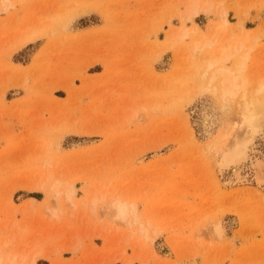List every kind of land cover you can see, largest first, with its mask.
I'll list each match as a JSON object with an SVG mask.
<instances>
[{
	"label": "rangeland",
	"instance_id": "1",
	"mask_svg": "<svg viewBox=\"0 0 264 264\" xmlns=\"http://www.w3.org/2000/svg\"><path fill=\"white\" fill-rule=\"evenodd\" d=\"M6 3L0 262L264 264V187L254 179L264 93L253 130L241 95L190 100L207 83L203 55L240 40L255 43L239 53L248 50L247 96L264 86V0ZM194 3L210 11L187 20ZM235 139L247 148L236 169L227 148ZM116 199L131 211L126 221L111 217Z\"/></svg>",
	"mask_w": 264,
	"mask_h": 264
},
{
	"label": "bare ground",
	"instance_id": "2",
	"mask_svg": "<svg viewBox=\"0 0 264 264\" xmlns=\"http://www.w3.org/2000/svg\"><path fill=\"white\" fill-rule=\"evenodd\" d=\"M6 2H7V0H0V3L2 5H5ZM6 4H8V3H6ZM210 8H211V6L208 3L202 4L201 6H199L198 4L194 3L188 9L187 18L186 19L187 20H191L194 16L198 15L200 10L210 11ZM0 11H2V10H0ZM221 16H222V14H221ZM221 18L223 19L224 17L222 16ZM243 32L247 33L249 31L248 30L247 31L243 30ZM246 33H244V34H246ZM181 37L182 38L186 37L185 31H184V33H182V35H180V38ZM172 43H174V42L172 41ZM204 43H202V44L204 46H207L208 50L210 49L209 47H211L213 45V43L211 41H207V42L205 41ZM239 43L240 44H238V41H237V43H233V44L229 43V44H227V46L230 45L229 46L230 48L227 47L229 49L228 51H224V50H222V48L220 49V47H218L217 50L219 51V54H218V51H217L218 55L216 57H210V56L203 55V60H202V62H203L202 63L203 72H202V76L201 75L200 76L202 77L203 81H207V83L204 84V85L199 86L196 89H194L193 93L190 96V100L193 101L195 98H197L198 95H200V94H202L204 92H208V91H213V92L217 91L222 97H226V98H236L237 96L241 95L240 99H241V102H243V106H241L243 108V118H244L243 121L245 122L243 124L249 125V127H250L249 129H251V126H252L251 124H253V122L255 121V118L257 116L256 113H258L257 110L260 108V104H261V99H260V97L258 95L264 93V86L262 85V82H260L261 85L259 83L260 86L258 85V87H259L258 90H257V88L255 89V91L257 90V92H256L257 95L254 93L251 96L249 95V97L247 96V93H246L247 92V82H246V79H245V76L243 75V73H244L245 68H246V64L245 63H246L247 58H248V54H247L248 50L253 49V46H255L254 45L255 43L250 42L249 45H247V46L244 44L243 40H240ZM198 44L195 43V45H193V50L194 51L198 49V47H199ZM203 45H201V46H203ZM244 48H247L248 50L244 54L240 55L239 54L240 51H242ZM207 49H205V50H207ZM204 56H206V57H204ZM230 62H233V68L228 67V63H230ZM201 77H200V79H201ZM202 79H201V82H202ZM254 123H256V122H254ZM245 125H244L245 128L243 127V125H241L242 128H240V127L239 128L234 127V128L240 129V130L241 129L245 130V129H247ZM244 130H242V131L244 132ZM251 130H253V128ZM251 130H248L249 133L248 132L247 133L250 134L252 132ZM233 131H231L230 133H233ZM243 132H241V135L244 134ZM245 133H246V131H245ZM233 134L232 135L230 134V135L234 137ZM221 139L216 138L213 141L214 143H210V144H214L213 146H215V148H217L215 143L219 142V140L221 141ZM223 140H224V138H223ZM236 141H237V143H235ZM236 141L234 142L235 144L233 143V141H231V143L229 144L230 146L227 147V148L231 147V148H229L230 151L228 152V153H231V154L228 157H230V159H231V160H229V162H230L229 164L230 165L232 164L234 166V169H236L238 164H240V163L242 164V162L247 157L245 152H244L245 146H241L240 145L241 143H238L239 142L238 139ZM251 142H252V140H251ZM242 143H245V141L242 142ZM221 144L224 146V144H225L224 141ZM219 145H218V151L221 152V150H219L220 149ZM231 145H233V146H231ZM226 150H228V149H226ZM228 153H226L224 151V153L221 152L220 154H222L223 155L222 157H224V155H227ZM225 157L227 158V156H225ZM231 161H232V163H231ZM256 162H257V164L255 165V174H254L255 176H254V179L258 182L259 185L264 187V164H263V162H258V161H256ZM235 172H236V170H235ZM52 189L56 193H59L60 192L59 184L53 185ZM65 194H66L68 199L71 198L70 196L72 195V188L70 186L66 188ZM98 200L99 199H97L96 197H94V198L92 197L91 203L93 202V204H95L96 202H98ZM119 200L116 199V201H113V202H111V204H109L110 206L108 205V207H110L109 210L111 209V212H112L111 213L112 214L111 217H113L114 220L119 221V222L126 221L128 216L130 215L131 211L129 210V207H128L127 204H125V203H123V202H121ZM108 207H107V209H108ZM103 210H104V208H103ZM106 210H105V212H106ZM111 221H112V219H111ZM116 221H114V222H116ZM141 232H145V229L141 228ZM21 235H22V233H21ZM18 236H20V234ZM5 244H7V243H5ZM4 263H6V262H4ZM9 263L10 264H16V260L13 258L12 260L9 261ZM0 264H2V263L0 262ZM31 264H35V260L31 261Z\"/></svg>",
	"mask_w": 264,
	"mask_h": 264
},
{
	"label": "crops",
	"instance_id": "3",
	"mask_svg": "<svg viewBox=\"0 0 264 264\" xmlns=\"http://www.w3.org/2000/svg\"><path fill=\"white\" fill-rule=\"evenodd\" d=\"M237 231V230H236ZM240 244H241V242H240Z\"/></svg>",
	"mask_w": 264,
	"mask_h": 264
}]
</instances>
